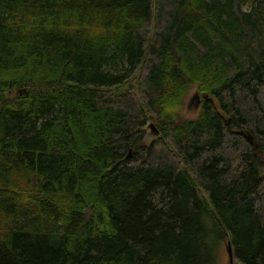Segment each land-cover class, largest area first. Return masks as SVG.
<instances>
[{"label":"trees","instance_id":"obj_1","mask_svg":"<svg viewBox=\"0 0 264 264\" xmlns=\"http://www.w3.org/2000/svg\"><path fill=\"white\" fill-rule=\"evenodd\" d=\"M228 241L264 264V0H0V264Z\"/></svg>","mask_w":264,"mask_h":264},{"label":"rangeland","instance_id":"obj_2","mask_svg":"<svg viewBox=\"0 0 264 264\" xmlns=\"http://www.w3.org/2000/svg\"><path fill=\"white\" fill-rule=\"evenodd\" d=\"M202 96L197 95L196 88L190 90L187 98L185 99L184 115L188 118H196L198 116L200 106H201ZM147 141L150 142L159 136L155 125L151 122L148 124L147 128ZM219 264H230L229 255L227 251L226 242L222 244L220 248V262Z\"/></svg>","mask_w":264,"mask_h":264},{"label":"water","instance_id":"obj_3","mask_svg":"<svg viewBox=\"0 0 264 264\" xmlns=\"http://www.w3.org/2000/svg\"><path fill=\"white\" fill-rule=\"evenodd\" d=\"M197 95L199 96L198 93H197ZM227 251H228V255H229V262H230V264H233V248H232V244L230 241H228V244H227Z\"/></svg>","mask_w":264,"mask_h":264}]
</instances>
